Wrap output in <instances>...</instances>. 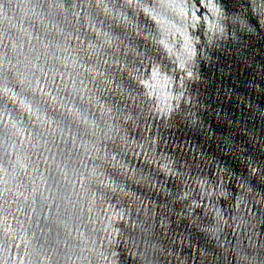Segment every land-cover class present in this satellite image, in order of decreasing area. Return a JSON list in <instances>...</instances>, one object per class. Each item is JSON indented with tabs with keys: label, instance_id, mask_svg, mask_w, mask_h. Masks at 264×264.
Masks as SVG:
<instances>
[{
	"label": "water",
	"instance_id": "1",
	"mask_svg": "<svg viewBox=\"0 0 264 264\" xmlns=\"http://www.w3.org/2000/svg\"><path fill=\"white\" fill-rule=\"evenodd\" d=\"M0 264H264V0H0Z\"/></svg>",
	"mask_w": 264,
	"mask_h": 264
}]
</instances>
